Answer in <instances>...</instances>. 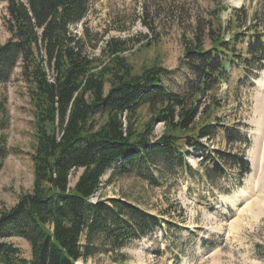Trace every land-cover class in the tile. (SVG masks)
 <instances>
[{
	"label": "trees",
	"instance_id": "16d2710c",
	"mask_svg": "<svg viewBox=\"0 0 264 264\" xmlns=\"http://www.w3.org/2000/svg\"><path fill=\"white\" fill-rule=\"evenodd\" d=\"M95 1L0 0L9 35L0 43V85L18 71L34 138L27 153L31 190L0 210V264H89L97 253L107 250L111 255L161 227L157 215L124 199L91 202L105 174L106 183L133 171L154 183L152 168L158 167L167 172L182 168L199 181L224 174L227 165L237 167L240 177L250 172L244 155L202 150L200 139L222 131L228 140L231 133L201 106V98L224 81H240L251 70L262 69L264 35L256 31L254 17L239 53L235 46L241 32L233 31L226 40L212 29L206 34L198 28L192 38L183 39L182 65L189 74L184 86L173 90V71L160 65L135 73L121 55L127 50L123 42H105L108 64L98 70L92 66L84 38L70 28L85 19ZM251 61L256 62L253 69ZM6 104L7 96L1 94L0 172L11 152L4 133ZM156 121L164 124V132L152 141ZM190 147L201 161L208 160L201 173L185 160ZM79 170L71 186L70 177ZM11 238L25 242L28 253Z\"/></svg>",
	"mask_w": 264,
	"mask_h": 264
},
{
	"label": "rangeland",
	"instance_id": "374dc122",
	"mask_svg": "<svg viewBox=\"0 0 264 264\" xmlns=\"http://www.w3.org/2000/svg\"><path fill=\"white\" fill-rule=\"evenodd\" d=\"M233 9L240 10L233 13ZM5 14V5L0 3V43L9 36L3 25ZM253 17L256 31L264 35V0H97L70 31L84 38V52L96 70L108 64L105 42H123L127 50L121 55L135 73L160 65L173 71L170 87L176 90L184 86L189 74L182 65L183 39L192 38L198 28L206 34L212 29L226 40L233 31L241 32L242 40L235 46L239 53ZM204 46H210L207 37ZM262 63L261 70H254L256 62L251 61L249 76L224 81L201 98V106L231 133L228 140L222 131L200 139L202 150L244 155L250 172L240 177L237 167L227 165L224 174L199 181L182 168L167 172L158 167L152 168L154 183L135 171L106 183L105 174L91 202L121 198L157 215L162 224L111 255L107 250L97 253L89 264H114L122 259L125 264H264V60ZM0 93L7 96L4 133L11 151L0 172L1 210L31 190L32 163L27 153L34 138L32 111L17 70L8 83L0 85ZM148 117L146 114L144 120ZM163 132L164 124L156 121L150 139ZM187 150L186 162L201 173L208 160L201 161L191 147ZM79 173H72L71 186ZM10 241L28 253L21 239Z\"/></svg>",
	"mask_w": 264,
	"mask_h": 264
}]
</instances>
